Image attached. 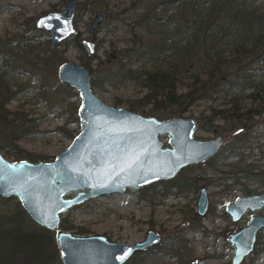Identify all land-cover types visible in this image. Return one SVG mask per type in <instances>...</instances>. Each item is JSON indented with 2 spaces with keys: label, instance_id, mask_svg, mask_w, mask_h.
<instances>
[{
  "label": "rangeland",
  "instance_id": "obj_1",
  "mask_svg": "<svg viewBox=\"0 0 264 264\" xmlns=\"http://www.w3.org/2000/svg\"><path fill=\"white\" fill-rule=\"evenodd\" d=\"M76 1L75 24L80 34L79 40L90 38L96 43L95 51L90 56L72 36L64 45L59 46L58 52H50L48 32L34 26L37 15L63 8L65 0H0V39H19L13 50L5 52L7 55L4 57L11 61L12 66L0 62V73L10 83L22 82L19 88L12 85L11 89H17V93L7 99L5 107L9 111H16L20 118L24 117L31 125L30 130L21 134L15 142L23 149L43 155L47 159L53 158L70 142L72 137L68 135V129L75 130V134L79 128L77 112L72 114L65 102H73L77 98L79 102V92L73 86L60 82L57 74L59 63L63 60H74L86 67L91 66L96 69L90 72L92 80L98 77L97 73L100 76L105 72L113 74L116 70L111 64V57L118 49L128 45L129 34L126 33L124 24L107 21L105 10L108 9L113 16V11L130 6L132 0H93L92 5L84 0ZM96 10L101 11L103 18L96 27H92L91 21ZM125 15V22L133 23L130 13ZM29 43L32 48H28ZM47 54L50 56L48 59ZM107 56L110 59L106 60ZM92 85L94 91L106 102L127 108L129 99H134L145 91L140 85L117 78L103 81L100 77ZM237 103L243 109L249 105H257L256 101L253 103L248 97L238 99ZM212 107H230L229 99L217 97L212 100L202 97L191 103L181 115L194 116L199 122L200 115L209 116ZM139 112L148 114L147 111ZM216 114L211 122L198 125L195 136L208 138L221 135V147L227 146L239 135L240 126L238 128L237 121L225 117L224 113ZM247 125L249 146L240 156L242 166L227 164L238 159L237 156L228 157L222 166L219 165L220 170L215 169L208 163L209 159L214 158L212 155L204 161L180 168L169 180H157L139 188L128 187L119 193L99 195L74 204L61 214L60 220V223L64 222L71 227L66 229L60 223L59 227L72 232L81 228L86 233L98 232L114 240L128 242L143 239L148 229L157 230L161 234L164 246L162 249L166 251L160 260L163 261L162 264H179L177 256L170 255L169 252L177 253L178 256L185 255L181 250V242L190 246L193 255L190 264H196L197 258L230 264L234 247L228 236L246 223L249 213L232 221L225 210V202L237 195L264 189V110L247 118ZM18 129L19 126L0 122V144L10 141L11 135ZM161 139L163 145H169L168 134H162ZM2 153L13 159V156L4 151ZM175 182L185 183L182 190L177 189L173 184ZM201 186H206L209 198L204 214L196 211ZM74 193L72 191L66 195ZM2 197L4 196L0 194V198ZM16 199L19 200L13 195L11 199L0 204V259L7 256L14 263L23 258L24 254L11 252L15 248L14 241L7 229L18 224L20 230H33L36 233L43 231V226L32 219L21 203L18 215L16 214ZM258 213H264V207ZM12 215L18 221L14 222ZM47 230L49 243L46 249L52 256L49 261L62 264L56 243V231ZM254 245L252 252L240 264H264V229L258 233Z\"/></svg>",
  "mask_w": 264,
  "mask_h": 264
},
{
  "label": "water",
  "instance_id": "obj_2",
  "mask_svg": "<svg viewBox=\"0 0 264 264\" xmlns=\"http://www.w3.org/2000/svg\"><path fill=\"white\" fill-rule=\"evenodd\" d=\"M76 8V0H65L63 8L36 16L35 27L48 32L52 47H59L78 31ZM102 18L101 11L96 10L91 26L96 27ZM80 42L86 54L92 55L95 41L82 38ZM57 74L60 82L79 92L78 131L50 159H9L0 150V194L16 195L35 222L56 231L62 264H124L135 251L159 241L161 234L149 229L143 240L128 242L98 232L76 233L59 227L61 214L99 195L169 179L180 168L217 153L223 144L222 136H195L199 122L194 116L163 118L106 102L94 91L88 67L74 60L61 61ZM165 133L169 145H163L161 135ZM72 191L75 193L66 195ZM208 203L206 186H201L196 211L204 214ZM263 206L264 189L225 202L233 221ZM262 228L264 213L254 212L228 236L234 246L232 264H240L252 252L257 231ZM198 264L221 263L200 259Z\"/></svg>",
  "mask_w": 264,
  "mask_h": 264
},
{
  "label": "trees",
  "instance_id": "obj_3",
  "mask_svg": "<svg viewBox=\"0 0 264 264\" xmlns=\"http://www.w3.org/2000/svg\"><path fill=\"white\" fill-rule=\"evenodd\" d=\"M84 2L93 4V0ZM127 13L134 19L133 23L125 22ZM112 14L108 9L105 10L107 21L124 24L129 34L128 45L118 49L111 57V64L116 71L113 74L105 72L101 76L97 73L98 77L91 80L92 84H96L101 77L103 81L117 78L140 85L145 91L129 99L128 107L159 117L181 115L191 103L202 97L212 100L227 97L230 107H212L209 116L200 115L199 126L211 122L212 117L220 112L236 120L237 127L240 126L239 135L229 145L221 147L208 163L220 170L228 157L238 156V159L226 163L242 166L240 156L249 146L247 118L264 110V67H260L264 66V0H132L130 6L113 11ZM79 35L77 31L72 38L81 44ZM1 41L0 62L12 66L11 61L4 57L7 55L5 52L13 50L19 39ZM66 42L67 39L61 45ZM28 48H32L31 43ZM58 48L51 46L50 52H58ZM48 58L49 54L46 55ZM88 69L90 72L96 71L91 66ZM21 83H10L0 73V122L20 127L11 135L10 141L0 144V150L13 156V159H47L23 149L15 142L31 126L16 111H9L5 107L7 99L17 93V89H11L12 85L20 87ZM244 97L250 98L253 103L256 101L257 105L240 108L237 100ZM78 99L65 101L72 114L77 112ZM74 131L68 129L67 133L73 137ZM173 184L182 190L185 183ZM12 197L0 198V204ZM20 208V201L16 199L17 215ZM13 217L14 222L18 221V218ZM60 226L66 229L71 227L64 222ZM41 229L43 231L38 233L24 231L20 230L18 224L7 229L14 241L15 248L11 252H21L24 257L14 263L4 256L0 264H53L49 261L52 256L46 249L49 232L45 227ZM75 232L86 233L81 228L75 229ZM163 247L160 244L147 251L137 252L125 264H148L150 261L152 263L149 264H159L166 252ZM181 250L185 255L178 257L188 259L186 254L191 249L186 242ZM160 262L162 264L163 261ZM181 264H188V261Z\"/></svg>",
  "mask_w": 264,
  "mask_h": 264
},
{
  "label": "flooded vegetation",
  "instance_id": "obj_4",
  "mask_svg": "<svg viewBox=\"0 0 264 264\" xmlns=\"http://www.w3.org/2000/svg\"><path fill=\"white\" fill-rule=\"evenodd\" d=\"M34 26H35V25H34ZM196 163H197V162H196ZM253 193H256V192H253ZM248 194H251V193H248ZM263 207H264V206H263ZM263 207H262V208H263ZM262 208H261V209H262ZM258 210H260V209H258ZM258 210H255V211L248 210L245 214L249 213V217H250V215H251L252 213H254V212L258 213ZM197 213H198V212H197ZM245 214H244V215H245ZM260 214H262V213H260ZM244 215H243V216H244ZM243 216H242V217H243ZM242 217H241V218H242ZM249 217H248V218H249ZM230 218H231V217H230ZM232 221H233V220H232ZM238 229H239V228H238ZM262 229H264V228H262ZM262 229H260V230L257 231V238H258V233H259ZM148 230H149V229H148ZM148 230H147V231H148ZM236 230H237V229H236ZM236 230H235V231H236ZM146 234H147V232H146ZM146 234H145V236H146ZM230 234H231V233H230ZM230 234H229V235H230ZM145 236H144V238H145ZM144 238H143V239H144ZM257 238H256V241H257ZM143 239H141V240H143ZM228 240H229V239H228ZM138 241H139V240H138ZM256 241H255V243H256ZM183 243H184V242H181L180 246H182ZM160 244L163 245V243L161 242V238H160L159 241H157L156 243L151 244V245L148 246L147 248H144V249H140V250L135 251L131 256H133L135 253L140 252V251H147V250H149L151 247L156 246V245H160ZM187 246L190 248V246H189L188 244H187ZM254 246H255V245H254ZM233 247H234V246H233ZM233 252H234V251H233ZM174 254L177 256V261H178L179 264H181V262L183 263L185 260H187V261H188V264H190V262H191V260H192V258H193V257H192L193 255H191V251L187 254L188 259H185L184 257L179 258L178 255H177V253L170 252V255H173V256H174ZM131 256H130V257H131ZM130 257L125 261V263L130 259ZM231 257H232V255H231ZM231 257H230V264H232V263H231ZM200 259H205V258H199V259L197 258V260H196V264H198V261H199ZM205 260H207V259H205ZM208 261H210V260H208ZM211 262H212V261H211ZM125 263H124V264H125ZM214 263H216V262H214ZM221 264H223V263H221Z\"/></svg>",
  "mask_w": 264,
  "mask_h": 264
},
{
  "label": "snow or ice",
  "instance_id": "obj_5",
  "mask_svg": "<svg viewBox=\"0 0 264 264\" xmlns=\"http://www.w3.org/2000/svg\"><path fill=\"white\" fill-rule=\"evenodd\" d=\"M129 251H131V250H129Z\"/></svg>",
  "mask_w": 264,
  "mask_h": 264
}]
</instances>
